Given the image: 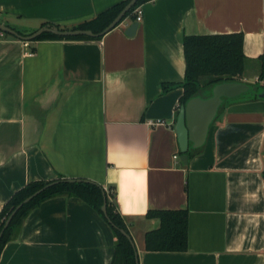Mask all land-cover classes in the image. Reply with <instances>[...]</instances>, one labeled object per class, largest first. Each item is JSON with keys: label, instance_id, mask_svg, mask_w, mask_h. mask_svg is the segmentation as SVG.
Here are the masks:
<instances>
[{"label": "crops", "instance_id": "0c3cea01", "mask_svg": "<svg viewBox=\"0 0 264 264\" xmlns=\"http://www.w3.org/2000/svg\"><path fill=\"white\" fill-rule=\"evenodd\" d=\"M118 1L0 0V18L20 29L69 26ZM139 7L132 34L130 16L99 38L25 45L0 31V209L31 180L86 178L111 187L138 264H264V100L226 103L183 163L174 130L183 88L162 89L184 78V35L242 32L241 81H257L264 0ZM148 209L187 210L185 249L145 248L159 224ZM114 245L94 208L56 195L28 212L0 264H109Z\"/></svg>", "mask_w": 264, "mask_h": 264}, {"label": "trees", "instance_id": "16d2710c", "mask_svg": "<svg viewBox=\"0 0 264 264\" xmlns=\"http://www.w3.org/2000/svg\"><path fill=\"white\" fill-rule=\"evenodd\" d=\"M127 1L120 0L95 16L74 24V27L88 28L93 32H98L116 16ZM144 1L137 0L123 18L130 16L135 19L134 9ZM43 24L45 23L41 25ZM101 36H59L43 32L33 40L45 38H99ZM242 38V32L184 35L182 40L185 58L184 78L178 83L163 84L162 89L167 90L174 85L181 86L183 88V93L179 98V104L181 105L193 96H209L212 86L216 83L241 81L247 65V57L242 51ZM257 61V81L249 83L250 87L246 92L235 97L223 98L217 113L226 103L231 101L264 100V95H260V92L264 91V50L258 55ZM198 148L189 145L186 151L188 157ZM70 178L57 174L52 179H34L25 183L10 195L0 209V230L7 216L23 198L46 183L55 181L15 211L0 236V252L6 242L17 237L22 221L30 210L49 197L67 195L82 199L102 215L111 227L115 235V245L109 264H136L135 249L129 239L120 231V228H123L129 233L123 217L118 213L111 199V187L104 188L101 184L86 178H73V180ZM104 197L106 200V216L101 209ZM145 215L148 218H158L159 221L156 228L147 230L144 233V246L146 249L183 250L186 248V209H148Z\"/></svg>", "mask_w": 264, "mask_h": 264}, {"label": "water", "instance_id": "95a60500", "mask_svg": "<svg viewBox=\"0 0 264 264\" xmlns=\"http://www.w3.org/2000/svg\"><path fill=\"white\" fill-rule=\"evenodd\" d=\"M137 0H128L127 3L121 8V10L116 14V16L100 31L93 32L88 28L74 27V25L69 26H57L50 23H45L34 29H20L10 23L2 21L0 18V31L10 33L22 40L30 41L35 39L38 35L43 32L52 33L59 36H72V35H88V36H99L103 35L105 32L110 30L112 27L117 25L125 13L135 4ZM138 21H134L128 27L126 32L132 34L134 32ZM249 84L244 81H223L216 83L211 88V94L207 97L193 96L189 98L185 103L179 106L176 120L174 124V130L176 133L180 156L179 159L183 163L187 161V149L189 145L191 147L201 146L206 138L209 125L213 121L223 98L234 97L240 93L246 92L249 89ZM264 93L261 91L260 95ZM73 180V178H70ZM55 181H50L42 187L37 188L32 193L23 198L10 212V214L5 219L3 226L0 230V236L4 228L8 225L11 217L15 211L25 202L30 200L33 196L38 194L48 185ZM101 209L106 216V200L103 198V203ZM120 231L129 239L131 245L135 249V261L138 264V256L134 241L127 231L120 228Z\"/></svg>", "mask_w": 264, "mask_h": 264}, {"label": "built area", "instance_id": "2783aa9c", "mask_svg": "<svg viewBox=\"0 0 264 264\" xmlns=\"http://www.w3.org/2000/svg\"><path fill=\"white\" fill-rule=\"evenodd\" d=\"M134 13H135V20L136 21H139L141 19V14H142L141 8L139 6H137L134 9ZM24 44L27 45L28 44V41H24ZM173 157L177 158V155H173Z\"/></svg>", "mask_w": 264, "mask_h": 264}]
</instances>
